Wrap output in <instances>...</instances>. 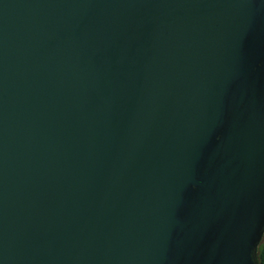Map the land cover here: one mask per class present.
I'll list each match as a JSON object with an SVG mask.
<instances>
[{
  "label": "water",
  "instance_id": "obj_1",
  "mask_svg": "<svg viewBox=\"0 0 264 264\" xmlns=\"http://www.w3.org/2000/svg\"><path fill=\"white\" fill-rule=\"evenodd\" d=\"M264 0H0V264H258Z\"/></svg>",
  "mask_w": 264,
  "mask_h": 264
},
{
  "label": "trees",
  "instance_id": "obj_2",
  "mask_svg": "<svg viewBox=\"0 0 264 264\" xmlns=\"http://www.w3.org/2000/svg\"><path fill=\"white\" fill-rule=\"evenodd\" d=\"M257 262L258 264H264V234L257 246Z\"/></svg>",
  "mask_w": 264,
  "mask_h": 264
}]
</instances>
